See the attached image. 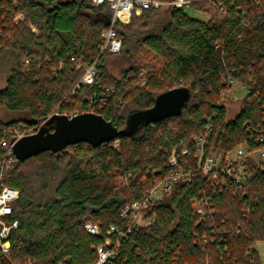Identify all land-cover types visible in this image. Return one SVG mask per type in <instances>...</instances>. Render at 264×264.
I'll list each match as a JSON object with an SVG mask.
<instances>
[{
    "label": "trees",
    "instance_id": "trees-1",
    "mask_svg": "<svg viewBox=\"0 0 264 264\" xmlns=\"http://www.w3.org/2000/svg\"><path fill=\"white\" fill-rule=\"evenodd\" d=\"M189 5L210 19L190 17L187 6L151 8L129 24L116 23L121 52L101 55L102 33L113 16L108 5L1 3L0 62L7 69L0 89V161L10 140L4 129L40 124L57 110L69 117L95 113L123 129L130 114L152 108L167 91L186 87L190 100L180 116L145 124L135 136L119 137L117 147L83 143L16 161L5 180L21 195L14 207L19 227L9 260L0 258V264L95 263L110 227H124L125 205L168 172L167 152L186 147L184 164L192 163L193 138L209 123L208 150L217 153L234 150L264 127V0ZM20 13L23 21L15 23ZM114 59L117 75L108 68ZM96 61L95 84L77 87L85 66ZM231 80L247 92L234 120L224 105ZM209 178L199 172L156 200L144 214L154 222L128 235L113 264H261L256 246L264 242V171L252 164L245 185L216 193ZM204 197L211 205L200 215L194 206ZM88 221L99 224L101 236L87 232Z\"/></svg>",
    "mask_w": 264,
    "mask_h": 264
},
{
    "label": "built area",
    "instance_id": "built-area-1",
    "mask_svg": "<svg viewBox=\"0 0 264 264\" xmlns=\"http://www.w3.org/2000/svg\"><path fill=\"white\" fill-rule=\"evenodd\" d=\"M3 1L8 0H0V8H3L1 7ZM192 2L193 0H171L166 2L159 0H91L92 5H108L113 12L109 28L102 33L103 44L100 47L101 55L104 53L117 55L121 52L122 40L114 29L116 23L129 24L133 15H141L145 10L151 8H183ZM1 12L2 10L0 9ZM20 21H23L21 13L14 18L15 23ZM31 29L33 32H36L34 26H31ZM2 37L3 31L0 27V42ZM31 64V59L25 61L26 68H29ZM80 67L81 65H77V68ZM97 78L98 69L96 61L92 65L85 66L84 75L77 87L81 83L94 85ZM231 83H233L232 80ZM53 114L67 115L61 114L59 110ZM76 115L78 114L74 116ZM74 116H71V118ZM49 117L42 123L34 126L21 123L17 126L8 127L3 131L4 135L10 140L7 144L4 158L0 161V258L9 260L13 246L11 236L19 227L18 219L14 217V207L20 200L21 195L19 190L8 186L5 180L6 171L18 161L14 154V147L21 139L38 133ZM211 131L212 124L209 123L202 135L193 138L195 153L192 156V163L187 162L184 164V159L190 156L189 149L186 147L182 148L180 153L177 149H172L166 153L168 172L156 178L152 187L139 199L125 205L120 213L124 227L121 229L115 226L110 227L107 231L105 242L97 248V260L93 264H113L116 262L120 257L122 243L127 239L128 235L140 227L148 226L154 222L153 219H144V214L149 210L151 205L164 194L172 192L177 184L194 181L199 172L210 175L208 187L211 192L216 193L227 190L230 187L241 188L245 185L250 176L252 164L264 171V127L260 128L257 136L250 137L248 142L237 146L234 150L227 153H217L208 150ZM251 142L254 143V146L251 145ZM113 146H118L117 140L113 141ZM210 205V200L204 197V199L195 203L194 208L198 214L204 215L210 209ZM85 229L91 235L101 236L99 224L88 221L85 224Z\"/></svg>",
    "mask_w": 264,
    "mask_h": 264
},
{
    "label": "water",
    "instance_id": "water-1",
    "mask_svg": "<svg viewBox=\"0 0 264 264\" xmlns=\"http://www.w3.org/2000/svg\"><path fill=\"white\" fill-rule=\"evenodd\" d=\"M189 100L190 91L186 87L167 91L156 98L152 108L130 114L123 129L91 112L72 118L53 114L38 133L19 141L14 147V154L19 162H26L47 152L58 154L70 146L85 143L99 147L119 137H132L145 124H156L180 116Z\"/></svg>",
    "mask_w": 264,
    "mask_h": 264
},
{
    "label": "rangeland",
    "instance_id": "rangeland-1",
    "mask_svg": "<svg viewBox=\"0 0 264 264\" xmlns=\"http://www.w3.org/2000/svg\"><path fill=\"white\" fill-rule=\"evenodd\" d=\"M186 12L192 18L200 19L203 21H208L210 17L207 14L201 13L199 11L194 10L190 5L187 6ZM142 15V14H141ZM135 15V16H141ZM37 32V29H36ZM109 71L113 75L118 74V68L115 59L109 62ZM6 69L7 63L6 61L0 62V89L4 88L5 86V79H6ZM246 89L237 83H234L231 89L224 95V105L227 110V119L234 120L236 116L239 114L240 107L242 101L246 97ZM256 250L259 253L261 264H264V242H259L256 246Z\"/></svg>",
    "mask_w": 264,
    "mask_h": 264
}]
</instances>
